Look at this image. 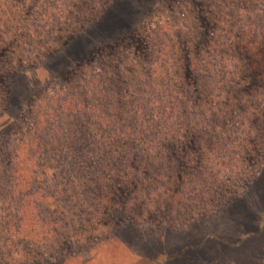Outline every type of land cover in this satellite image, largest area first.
I'll use <instances>...</instances> for the list:
<instances>
[{"label":"rangeland","instance_id":"1","mask_svg":"<svg viewBox=\"0 0 264 264\" xmlns=\"http://www.w3.org/2000/svg\"><path fill=\"white\" fill-rule=\"evenodd\" d=\"M65 98L88 147L37 158L18 236L0 179V264H264V0H0V171Z\"/></svg>","mask_w":264,"mask_h":264},{"label":"trees","instance_id":"2","mask_svg":"<svg viewBox=\"0 0 264 264\" xmlns=\"http://www.w3.org/2000/svg\"><path fill=\"white\" fill-rule=\"evenodd\" d=\"M249 47H250L249 48L250 51H251V49L254 50L255 49L254 47H256V44H249ZM256 49H259V48H256ZM107 80H108V83L111 84L112 77L108 76ZM157 101H156V103H157ZM59 102H62L61 105L63 103H66V102H67V104L74 103L75 105L72 106L73 111L63 112L60 109V112H59L60 117L57 120V122L52 121V119H50L49 116H47L46 118H43V120H46L45 121L46 125L48 124V126H49L48 130L46 131L47 133L45 134L44 140H41L40 142H38L35 139H33V140L27 139V141H26V140L22 139V137H23V134H22V136L21 135L18 136L19 142L21 144L22 143L26 144L28 141H30V144L29 145L26 144L25 147H23V148H20V146H16L12 152L3 153V156H4L3 162H4V165L6 168L2 169V171H0L2 173V174H0V179L4 180L3 187H6L7 185L12 187L10 194L9 193L6 194V196H7L6 199H8L9 201L14 199L13 204L15 205L16 208L13 211L12 216L15 220V224H14L16 227L15 235H17V236L20 235L22 226H24V224L26 222H29L28 221V215H27L26 211L28 210L27 209L28 205L31 204V199L33 200L35 196H37L38 199H47V197H48V196H43L44 195L43 192H39L36 190L35 191H29V186L31 184V183H29L30 180H32V182H33L39 178H44L46 176V166L42 165V164L40 166H37V165H39L37 163V158H38V160L40 159V161H41V157H44V159H42V161L44 163H46L48 160L49 161H56L60 158V154H62V150L65 147L70 148L71 151L77 155H80V154L82 155L83 149H87L86 147H88V146L79 145L80 141L83 138V135H81V134L78 137V140L76 142L74 141L76 138V137H74V135H76L77 133L79 134L78 126H75V125H73V128H72V126L68 127L66 134L63 135V140L62 141L60 140L62 133H63V125H64L63 123H60V122L63 121V118H65V121H67L68 118L71 117L74 119V123H76L77 120H79V116L84 117V116H86L87 112L83 111L82 114L81 113L79 114L80 108H79L78 112H76L74 110V109H76V107H78V104H76L75 102H70L66 98L59 100ZM155 104H153V105H155ZM49 105L51 106V103H49ZM152 111H154V110L151 107L150 113ZM98 115L99 114H97V116H96V118H97L96 120H99V122L101 124L103 123V121H105V123L108 125V121L103 120V119H99ZM150 119H151V121H161V124L163 125V124H165V122L168 121L169 114L167 113L166 109H163L162 112H159L155 118H153L150 115ZM89 120H90V118L86 121H88V123H89ZM217 120H218V118L216 116H211L209 119L210 123H213V125L217 123ZM34 123H35V125H37V126H35V130H34V132H35L38 125H40L39 116L37 114L35 116ZM74 129H76L77 133L74 132ZM30 131H31V129H28L26 132H24L26 137H28V134H30ZM72 144H75V145H72ZM98 144H97V146H95L94 150L101 147V144L100 145H98ZM131 149H132V147H131ZM133 149H135V148H133ZM139 160H141V159L139 158L138 154L131 153L129 167L131 169H136V167L137 168L140 167L144 171L145 170L144 167H146L144 165H148V164H143L141 166V164H140L141 161H139ZM99 161L100 160L97 159V161L93 163L94 165L95 164L97 165L95 167V169L93 168V171H95V172H100L99 168L101 165H99V163H100ZM136 161L138 163L137 166H136ZM29 163L31 164V170L26 169V167H27V165H29ZM124 165H125V163L123 161H121L120 159L119 160L117 159V161L115 163L110 164V167H112L111 171H115L116 173H119L124 168ZM47 169H49V168H47ZM38 170H40V171L37 172ZM35 172H37V173H35ZM4 202L5 201L3 200L2 203H4ZM16 204H17V206H16Z\"/></svg>","mask_w":264,"mask_h":264}]
</instances>
